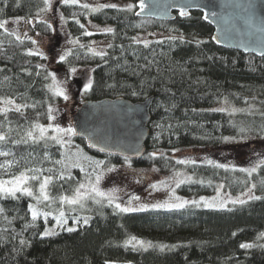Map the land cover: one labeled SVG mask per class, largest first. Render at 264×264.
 <instances>
[{"label":"trees","instance_id":"1","mask_svg":"<svg viewBox=\"0 0 264 264\" xmlns=\"http://www.w3.org/2000/svg\"><path fill=\"white\" fill-rule=\"evenodd\" d=\"M42 7L43 0H20L19 7L16 6V0H8L7 7H4L3 0H0V19L30 18ZM61 10L74 36L87 40L89 37L82 35L83 30L72 19L73 12L79 14L83 10L65 5ZM77 18L84 24L91 20L116 30L115 36L97 34L93 37L116 46L107 49L110 54L107 64L98 58L84 61L76 60L75 56L69 57L72 65L96 68L93 87L88 92L87 100L124 97L139 102L154 96L146 154L140 161L129 162L135 167L156 168L160 174L185 169L207 180L206 184L202 185H182L180 191L185 194L212 193L219 182H224L231 192L239 193L245 190V180L257 183L256 193L264 194V190L260 188V181L264 180V170H259L249 178L246 173L232 171V165L226 171L206 163L207 160H213L223 164L220 151L226 152L224 154L233 151V148L224 146L225 137L264 138V132L259 131L264 126V116L261 115L264 113V58L218 47L213 41V28L204 21L200 12H192L187 18H181L176 13V19L172 22L138 18L131 14L118 13L113 9H105L87 18L78 15ZM142 20L147 22L142 28H136L134 25ZM36 30L46 37L53 33L52 29L40 23L36 25ZM149 32L182 36L183 42L166 41L162 46L153 43L149 49H144L142 45L129 48L131 37ZM0 40L4 41L6 49V53L0 55V68L5 69V72L0 73V80H3L4 75L12 77L10 87L7 83L0 87V95L18 96L26 92L30 98L29 103L46 104L50 94L44 89L47 81L43 80V71L39 78L35 75L28 76L23 71L26 68L34 74L37 71L36 64L47 67L45 60L25 54L32 48V44L27 40L23 45H17L14 37L5 38L3 34H0ZM9 40L12 41L11 46ZM197 41L203 43L198 44ZM119 45L126 49L124 53H121ZM133 49L139 53V59L131 55ZM153 49L154 58L159 64L153 65L150 71L143 70L142 66L146 63L144 57L152 60ZM75 50L83 51L78 48ZM125 61L127 70L120 66L124 65ZM97 64L100 67H97ZM61 65L69 67L68 63ZM138 65L141 67L138 68ZM157 67L161 70L159 75ZM134 69L139 74H135ZM134 91L136 95H133ZM225 98L228 104L238 109H249L251 106L255 114L237 113L229 116L227 112L210 111L224 103ZM54 101L55 99H52L51 103ZM165 108L169 110L165 111ZM25 111L30 120L35 119L37 112L41 113L39 120L46 119L43 115L45 107H37L35 111L29 108ZM10 115L13 129L22 133L23 129H18V124L24 128L29 126L17 115ZM169 125L172 127L169 128ZM240 127H251L253 131L242 137ZM12 135L17 137V131H13ZM76 142L81 144L84 153L93 159L106 160L114 165L125 162L123 158L101 156L89 151L82 140L76 139ZM258 144L260 143L255 141L241 148L254 149ZM63 150L58 146H50L48 149L52 160L60 159V152ZM13 151L19 158L21 155H27L31 149L20 146L13 148ZM153 151H162L167 158H149V153ZM192 152L205 153L206 156L196 160L195 166L176 163ZM40 153L41 148L37 147L34 153L37 155V162ZM4 159L0 157V162ZM51 166L47 162L44 163V167ZM234 166L237 169L248 168V164L242 163ZM75 176L77 180L83 179L80 172ZM0 178L7 177L0 174ZM54 188L58 191V187ZM30 202L32 201L26 197L20 200L0 198V208L5 209L4 214L0 215V229L13 230L4 234L7 239L0 240V264H104L105 260L114 261L115 264H264V248H239L240 243L264 244V240H257L259 233L264 232V200L252 201L243 206L235 205L230 208L231 211L186 207L172 211L114 214L113 209L106 206L98 208L88 225L81 222L77 224L76 231H58L57 235L44 238H41L39 233L45 227L52 226L53 221L49 218L48 224L45 225L41 219L37 221L36 228L23 233V238L30 241V246L20 252H14L13 248L19 247V237L17 241H12L11 236L21 231L25 223L22 217L30 219V215H27V205ZM4 215L12 220L11 224L4 220ZM233 232L236 233L235 236L232 235ZM128 235H136L156 244L177 247L164 251L150 249L137 252L117 246L121 245Z\"/></svg>","mask_w":264,"mask_h":264},{"label":"snow or ice","instance_id":"2","mask_svg":"<svg viewBox=\"0 0 264 264\" xmlns=\"http://www.w3.org/2000/svg\"><path fill=\"white\" fill-rule=\"evenodd\" d=\"M58 3L63 4L68 7H76L82 9L83 11L77 14L76 12L72 13L73 21L79 25V28L82 29V35L86 37H91L96 34L116 35V30L113 27L105 26L100 28L97 25L92 24L91 20L88 21V25L81 23L80 19L77 18L78 15L84 16L87 18L91 14L99 13L105 9H113L118 13L131 14L136 17H141L144 13L147 5L145 0H139L138 3L129 2L125 5H120L118 3H95L89 4L83 2V0H57ZM4 7L8 6V0H3ZM16 6H20V0H16ZM179 7V16L187 17L189 15L186 10L189 5L181 4ZM253 6L249 5L248 8L251 9ZM137 9H139L137 11ZM49 11H55V6L53 0H43V7L38 11L35 16L30 18L17 17L12 19H0V34H3L5 38L14 37L17 45H23L25 40L30 41L32 45H37L39 42L37 39L32 38L28 34V30L18 31L16 29H10L8 25L16 24L20 25H33V22L45 24L48 29H52L53 25L48 22L46 17H41L40 13L43 12L47 14ZM2 12V9H0ZM38 18V19H37ZM203 19H208V14L205 13ZM61 20H65L63 15H61ZM66 22V21H65ZM147 21L142 20L141 23L134 25L136 28H142L144 23ZM90 28L96 29V31H91ZM37 36L40 34L37 32ZM154 35L153 33H148V36ZM131 44L129 48H132L133 45L139 46L142 45L144 49H149L153 43L157 45H164L165 42L174 43L177 40L183 42L182 36H168L164 39H157L155 41L147 38H141L139 35L131 37ZM216 39V37H213ZM9 46H11L12 41H8ZM69 43L74 46L73 49H68L61 52L58 56L59 63H68L69 67L67 69L64 80H59L54 71H50L43 64H36L35 68L37 71L33 74L28 69H23L26 75L35 77H41V71H43V80L47 81L44 84V89L49 93L48 101L46 104L41 102L29 103V97L27 93H20L18 96L15 94H4L0 95V157L5 158L3 162H0V174L7 178H0V198L3 199H13L20 200L22 197L29 198L30 203L27 205V215H30V219L22 217L25 219V223L19 233H15L11 236L12 241H17L19 247L13 248L14 252H20L25 247L30 246V241L23 238V233L29 229H34L37 226V221L43 220L44 224L47 225L49 217L55 221V224L52 227H45L42 232L39 233L41 238L50 237L57 235V229L61 231H67L69 233L76 231L77 229L69 225V220L74 224L88 225L91 217L89 216H80L75 215L77 212L90 211V205H95L98 208L102 209L104 207H111L114 214H126L133 212H143L147 211L149 208L155 210H180L184 209L186 206L194 207H205L214 210H228L231 211L228 205H246L252 201H262L264 200V194L257 195L258 185L255 182L250 180H245V190L241 191L240 195L233 198L231 193H223L225 185L220 184L216 189V195L211 198L200 197L197 199H184L176 194V189L179 188L182 184L188 183H200L204 184L203 180H194L193 176L186 175L181 171H173V174L170 177H167L159 181V184L153 183L149 185V188L152 190H165L168 194V199H165L163 202L155 203H137L133 205V201H140L139 196H130L126 203H122V198L119 193L122 189L118 187H113L107 191L101 188V181L109 173L115 172L116 168L114 165H111L110 162L106 160H96L92 157H89L84 153L83 149L79 145H72V138L77 136L79 133L77 128L69 125L67 127H61L58 123H54L56 120L55 113L58 111L51 103V100L54 98H62L64 101L70 99L68 89L66 87L68 79L77 75L81 71L75 65H72L69 61V57L75 56L76 60H95L99 59L104 64L108 63L109 52L100 48L96 45L95 41H92L90 44H83L80 40L72 39L69 40ZM197 43H203V41H197ZM116 47L112 43L107 45L108 49ZM83 50L82 52L76 51L75 49ZM121 53H124L126 49L123 45H119ZM6 53L4 47V41L0 40V55ZM29 57H40L43 60H47V55L40 50L39 47L35 49H28L25 53ZM153 59L149 60L147 56L144 57L146 63L142 66L143 70H151L153 65H158L159 62L155 60V49L152 50ZM131 55L139 59V53L133 49ZM113 59H118L117 57H112ZM122 68L127 70V61L124 62V65H120ZM97 67H100L97 64ZM140 68L141 66H137ZM96 71V68H90L86 70L88 76L87 82L84 84L83 91L85 93L92 90L93 87V77L92 73ZM135 74H139L136 70H133ZM5 72L4 68H0V73ZM158 75L161 73L159 67H157ZM17 79H19L17 77ZM12 82V77L4 75L3 80H0V87L4 84H8L10 87ZM137 93L134 91L133 95ZM18 100L20 102H18ZM227 104V98L224 101ZM247 104L248 102L245 101ZM37 107H45V112L43 115L46 116L48 123L42 124L39 120L41 113L37 112L35 119H29L26 113V109L31 108L33 111ZM175 107V104L172 105ZM168 108H165V111H168ZM210 111L213 112H227L229 116H234L237 113H246L247 115H254V110L251 109H237L235 107L226 108H213ZM10 114H15L19 118L25 120L28 123V127L24 128L23 125L18 124V129H23L22 133L19 130H15L11 127L12 119ZM264 116V113H261ZM235 126V124H234ZM157 127H162V125H157ZM172 126L169 125V128ZM6 129V130H5ZM17 131V137H13L12 132ZM253 131L251 127H240L239 132L242 137L246 136L249 132ZM264 132V126L259 130ZM90 143L89 147H95L100 152L112 154L111 148L109 145L101 140L97 139L92 140V137H88ZM159 139V134L157 136ZM225 140H230L231 138L225 137ZM11 145V147H10ZM20 146H26L30 148L31 151L27 152V155H21L17 158L16 153L13 151V148H19ZM50 146H58L59 149H64L60 152V159L52 160L51 155L48 151ZM41 148V153L39 154L40 159L37 162V155H34L36 148ZM75 148V151H72V148ZM175 151V150H174ZM158 156L165 157V154L162 151H153L149 153V158L155 159ZM10 158V159H9ZM167 158V157H165ZM125 163L128 167H131L129 162V157L125 156ZM47 162L51 164V167H44V163ZM180 165H193L197 164L195 159H179L176 161ZM207 164L211 165L216 169H225L229 170V165L219 164L213 160H207ZM20 169L19 171H14V169ZM78 168L79 171L83 174V179L77 180L76 177L72 175L71 169ZM153 171H158V169L153 168ZM232 171H240L246 173L249 178L253 176L254 173H257L258 170H264V158L259 159L253 164V166L248 168H239L237 169L234 165L231 166ZM70 183V182H73ZM139 182V181H137ZM209 183H211L209 181ZM68 185V188H65V185ZM59 187L61 190L59 193L53 195L52 188ZM260 188L264 190V180L260 181ZM151 195V192L149 193ZM5 212L4 208H0V215H3ZM102 214V213H101ZM4 220L11 224L12 220H9L6 215H4ZM123 227V225H121ZM9 228L0 229V240L7 239L4 235L9 233ZM233 236L236 235L235 232L232 233ZM257 240H264V232L259 233ZM126 250L132 251H148L150 249H159L164 251L165 249L171 250L177 245H166V244H156L151 240H144L136 235H128L126 239L123 240L121 245ZM254 247L264 248V244L253 243H240L239 248L243 250H250ZM104 264H115L114 261L105 260Z\"/></svg>","mask_w":264,"mask_h":264},{"label":"water","instance_id":"3","mask_svg":"<svg viewBox=\"0 0 264 264\" xmlns=\"http://www.w3.org/2000/svg\"><path fill=\"white\" fill-rule=\"evenodd\" d=\"M145 3L147 7L138 18L172 22L181 4L189 5L186 9L189 15L207 13L208 19L204 21L213 28L216 37L213 41L218 47L264 58V0H145ZM249 5L253 7L249 9ZM153 101L154 96L139 102L124 97L85 100L71 118L79 133L75 138L98 155L123 159L127 156L129 161H140L147 151ZM89 136L93 141H105L112 154L89 147Z\"/></svg>","mask_w":264,"mask_h":264},{"label":"rangeland","instance_id":"4","mask_svg":"<svg viewBox=\"0 0 264 264\" xmlns=\"http://www.w3.org/2000/svg\"><path fill=\"white\" fill-rule=\"evenodd\" d=\"M83 2L93 4V5L95 3H109V2L118 3L120 5H125L129 2L135 3L134 1H129V0H83ZM53 4L55 6V11H49L47 14H45L43 12L40 13L41 17H46L48 19V22L53 25V28H52L53 33L51 34L50 37H46L36 30V25L38 23H35V21L33 22V25H24L23 23H21L20 25H16V24L10 23L8 25V27L10 29H16V30L21 31V32L24 31L25 29H27L29 36H31L34 39H37L39 42L37 45H32L31 49H35V48L39 47L40 50L43 51L48 57V59L45 60V62H46V66L49 68V70L54 71L59 80H64L68 68L63 67L61 65L62 63L58 62V56L61 52L65 51V50L73 49L74 46L69 43V40L77 39V37H75L74 34L71 32V30L69 28L68 20L61 10V7L63 6V4L58 3L57 0H53ZM61 15H63L65 20H61ZM12 19H15V18H11L9 20L11 21ZM88 21L86 22L85 25H88ZM92 24L97 25L100 28L105 27V26L99 25L95 22H92ZM90 30L94 31V32L96 31V29H93V28H90ZM30 31H32V32L30 33ZM37 32L40 34L39 36L36 35ZM149 33H153L154 35L148 36V33H146V34H140L139 36L141 38H147V39H151L153 41H155L157 39H164L165 37H168V36H176V35H170V34H166V33H162V32H149ZM93 37L94 36H91L85 41L80 40L79 38L78 39L83 44H90L92 41H95L96 45H98L100 48H103L104 50L107 51V49H108L107 45L109 44V42L106 40H103V39H96ZM76 67L81 69V71L78 72L77 75L68 79L67 84H66V87H67L69 95H70V99L68 101H64L62 98H54L55 101L53 102V105L56 109H58V111L55 113L56 120L54 123H58L61 127H67L69 125H72L71 124L72 115L81 106V104L85 100H87V97H88V92L85 93L83 91L84 84L87 82V79H88V76L86 74V70L90 69V68H94V67L93 66H76ZM92 77H94V73H92ZM220 107L231 108V107H235V106H232L228 103L227 104L222 103V104H220L214 108H220ZM235 108H237V107H235ZM40 122L42 124L48 123L47 118L44 121L40 120ZM228 138H231V139L225 140L224 146L226 148H233V151H229L227 154H224L226 152L220 151L219 155L223 159V161H222L223 164H227V165L231 166L233 164L235 165V164L242 163L244 165L248 164V167H251L259 159L264 158V138H262V139H259V138L257 139L256 137L255 138L254 137L241 138V137H236V136H231ZM255 141L260 143L256 146H254L256 148L249 149V150H245V149L241 148L245 145H250ZM72 145H79V147L81 149H83V146L76 142L75 137L72 138ZM237 148L239 150H237ZM72 151H75L74 147L72 148ZM83 151H84V149H83ZM185 156H186L185 159L191 158V159L199 160L200 158H205L206 155H205V153L192 152V153H188ZM89 157H91V156H89ZM130 164H131V167H128V165L125 162H123L121 164H115V165L111 164V165L115 166L116 171L109 173L105 176V178L101 181V188L104 189L105 191H107L113 187H118V188L122 189V191L119 193V195L122 198V203H126L127 200L130 198V196H139L140 201L139 202L133 201V205H135L137 203H149V204H151V203H155L158 201L163 202L165 199H168V194L165 190H163V189L152 190L149 188V185L153 184V183L159 184L160 180H163L167 177H170L173 174V172L170 174H160L159 171H153L152 170L153 168L135 167L131 162H130ZM176 171H181V172L185 173L186 175H191V176H193L194 180H203L204 184H206V182H207L206 179H203L201 177L193 175V174L189 173L188 171H186L185 169H179ZM71 172H72V175L74 177H77V176H75V174L77 175V173L80 171L78 168H74V169H71ZM137 181H139V182H137ZM70 183H73V182H70ZM185 184H188V183H185ZM191 184H200V183H191ZM220 184L225 185L224 182H219L216 185V189H217L218 185H220ZM182 185H184V184H182ZM180 187L176 189V194L179 195L180 197H182L184 199H188V200H191V199H197L198 200L200 197L211 198V197H214L216 195V190L212 193L185 194L182 191H180ZM65 188H68L67 184L65 185ZM58 191L59 192L61 191L59 189V187H58ZM58 191H57V189L52 188L53 195L57 194ZM150 192H151V195H149ZM225 192L231 193L233 198L240 195V193H241V192H239V193L231 192L230 190L227 189L226 185H225L224 189H222V194ZM233 206H235V205H228L229 208H232ZM186 207H194V206H186ZM90 208H91L90 211L77 212V213H75V215L89 216V217L96 215L98 207L95 205H90ZM195 208H197V207H195ZM198 209H209V208H205V207L201 206V207H198ZM152 210H155V209L149 208L147 211H152ZM161 210H163V209H161ZM209 210H214V209H209ZM165 211H167V210H165ZM49 218L52 219L51 217H49ZM70 220H69L68 226L76 228L77 224H74ZM52 221H53V224H52V226H53L55 224V221L54 220H52ZM52 226H49V227H52ZM58 231H61V230L57 229V232ZM263 243H264V241H263Z\"/></svg>","mask_w":264,"mask_h":264},{"label":"flooded vegetation","instance_id":"5","mask_svg":"<svg viewBox=\"0 0 264 264\" xmlns=\"http://www.w3.org/2000/svg\"><path fill=\"white\" fill-rule=\"evenodd\" d=\"M32 31H30V33H31Z\"/></svg>","mask_w":264,"mask_h":264}]
</instances>
